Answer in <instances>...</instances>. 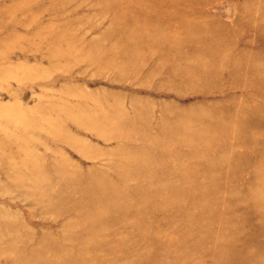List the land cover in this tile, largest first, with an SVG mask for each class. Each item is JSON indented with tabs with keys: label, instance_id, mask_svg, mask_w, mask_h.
Returning <instances> with one entry per match:
<instances>
[{
	"label": "rangeland",
	"instance_id": "374dc122",
	"mask_svg": "<svg viewBox=\"0 0 264 264\" xmlns=\"http://www.w3.org/2000/svg\"><path fill=\"white\" fill-rule=\"evenodd\" d=\"M0 264H264V0H0Z\"/></svg>",
	"mask_w": 264,
	"mask_h": 264
},
{
	"label": "bare ground",
	"instance_id": "6f19581e",
	"mask_svg": "<svg viewBox=\"0 0 264 264\" xmlns=\"http://www.w3.org/2000/svg\"><path fill=\"white\" fill-rule=\"evenodd\" d=\"M115 137H119V136H115ZM98 180V183H93L90 187L86 185V191H87V194L84 195V192H83V197H82V200L81 202L83 204H86V203H89L90 200H87L86 197H88L90 194L96 192V191H101L102 187L104 186V183H106V181L104 179H101V178H96ZM224 212V211H223ZM85 217H87V211L83 213ZM95 214L100 217L102 212L100 209H98L97 207L95 208ZM211 220L213 221V217H210ZM114 241H110V240H107L105 242V248L107 249L111 244H113ZM28 259L31 263V260H32V255H28Z\"/></svg>",
	"mask_w": 264,
	"mask_h": 264
}]
</instances>
